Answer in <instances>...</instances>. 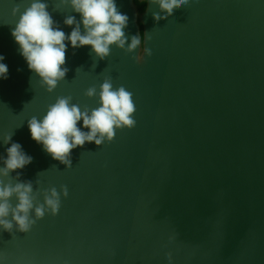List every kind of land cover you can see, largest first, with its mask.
Listing matches in <instances>:
<instances>
[{
	"label": "water",
	"instance_id": "95a60500",
	"mask_svg": "<svg viewBox=\"0 0 264 264\" xmlns=\"http://www.w3.org/2000/svg\"><path fill=\"white\" fill-rule=\"evenodd\" d=\"M25 2L0 0V136L32 156L20 180L68 195L29 232H0L4 264H264V0H190L159 21L155 5L116 0L125 33H144L139 54L151 55L136 61L113 45L99 60L90 46L68 48L52 92L10 34L11 8ZM57 2L47 10L67 34L64 16L79 17ZM105 77L132 93L136 123L73 149L66 168L27 121L57 96L95 107L84 90Z\"/></svg>",
	"mask_w": 264,
	"mask_h": 264
},
{
	"label": "clouds",
	"instance_id": "9594fccd",
	"mask_svg": "<svg viewBox=\"0 0 264 264\" xmlns=\"http://www.w3.org/2000/svg\"><path fill=\"white\" fill-rule=\"evenodd\" d=\"M140 2L144 7L155 5L152 18L159 21L177 7L188 5L190 0ZM56 7H68L78 14L79 18L64 16L63 24L71 28L67 34L47 10L48 0H26L23 5L17 3L11 8V15L16 19L10 34L19 55L45 91L52 92L69 71L64 66L68 48L90 46L99 60L109 56L113 45L125 53L135 51L136 61L145 54L151 55V49L146 47H143V55L139 54L144 33H125L129 18L118 10L116 0H58ZM3 61L4 56L0 54V80L8 77V66ZM84 95L95 97L96 106L81 107L72 102L71 96H57L39 118L32 116L27 121L30 139L66 168L71 167L73 149L83 147L86 142L96 146L110 142L116 130L132 128L136 123L132 93L122 85L114 87L110 78L105 77L98 90L95 86L88 87ZM3 145L8 146L0 154V232L27 233L45 214L58 213L60 197L68 195L67 189L61 186L59 193L55 187L34 190L33 182L20 180L21 173L15 171L30 164L32 156L20 143L11 140L10 133L0 136V146ZM13 172L15 175H11ZM38 196L42 197V202ZM0 264H4L2 259Z\"/></svg>",
	"mask_w": 264,
	"mask_h": 264
}]
</instances>
